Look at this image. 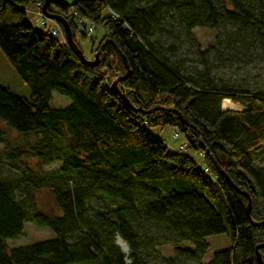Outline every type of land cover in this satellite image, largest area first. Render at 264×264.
I'll use <instances>...</instances> for the list:
<instances>
[{
    "label": "trees",
    "instance_id": "trees-1",
    "mask_svg": "<svg viewBox=\"0 0 264 264\" xmlns=\"http://www.w3.org/2000/svg\"><path fill=\"white\" fill-rule=\"evenodd\" d=\"M38 1L46 0H0V50L31 91L25 97L0 83V121L21 134L12 139L0 124V264H260L264 225L250 222L248 198L207 152L212 175L152 128L178 129L193 153L204 150L201 138L250 194L252 219L264 220V167L254 159L264 144V91L234 89L210 67L212 54L245 62L264 55V0H50L48 11L68 19L75 40L88 37L81 18L104 28L95 67L71 50L61 24L59 38L28 20L27 5ZM196 28L217 32L191 57L184 44L197 41ZM124 57L131 75L121 79ZM115 81L132 106L112 89ZM53 92L71 104L52 107ZM228 97L245 107L223 111ZM155 107L165 109L147 112ZM6 161L19 166L16 178H2ZM54 162L61 165L45 170ZM43 190L59 213L40 209L36 193ZM28 221L55 237L9 248ZM218 234L227 245L208 253L221 248L210 238ZM259 251L264 262V247Z\"/></svg>",
    "mask_w": 264,
    "mask_h": 264
},
{
    "label": "rangeland",
    "instance_id": "rangeland-1",
    "mask_svg": "<svg viewBox=\"0 0 264 264\" xmlns=\"http://www.w3.org/2000/svg\"><path fill=\"white\" fill-rule=\"evenodd\" d=\"M66 2L71 3L73 0H66ZM27 10V18L31 21L36 28L42 29L43 31H51L53 28H59L60 24L55 20L49 19L47 26L38 24L35 21L37 13V5L36 2H31L26 7ZM14 15L13 12L9 11L7 18H12ZM10 20V19H9ZM13 20L11 19L10 22ZM82 29V28H81ZM85 31V28L82 29ZM86 32V31H85ZM215 29L209 28H196L194 30L195 37L197 41L195 42H188L184 44V51L190 54L191 57H196V50L197 47H201L202 49L208 48L210 44L213 43L216 35ZM87 33V32H86ZM105 34V30L103 27H98L95 29L94 33L92 34L94 37V43L91 41L92 35L88 34L87 38L81 37L80 33L76 35V40L80 44L84 55L88 59L94 58V50L99 45V42L103 35ZM57 37L62 38L64 37L62 33L58 34ZM0 80L1 78L10 77L12 70L10 69L9 65L4 62V54L0 52ZM3 57V58H2ZM210 67H211V76L219 81L228 84L229 86L233 87L234 89H246L251 92L257 91H264V55L262 52H258L256 54L255 59L251 62H245L240 60H230L229 56L226 55L222 60L216 58L215 55H210ZM198 67H202V63L198 64ZM237 93V92H233ZM18 94L23 95L25 97H29L31 91L29 87H27V91H21L18 89ZM228 100L235 103L232 98L228 97ZM72 102V99L66 95L59 94L58 92H53V98L51 101V106L55 108H66ZM237 107L235 109H224L221 105L223 111L228 110H241L245 106L241 103H236ZM1 126L9 133V136L12 139H18L21 135L17 130L11 129L6 125L5 122L0 121ZM172 127H155L152 128V132L161 137L165 143L170 147L171 150L179 151V152H186L193 156V158H199L198 153H193L190 149H187V139L182 134L178 139L173 138L172 136ZM181 145H185V148L181 151ZM5 149V144L0 143V151ZM254 159L257 160L256 164L264 167V144L261 146L260 150L254 154ZM28 162V165H32L34 160L25 159ZM61 165L60 162H54L45 166V170H51L58 168ZM19 175V166L12 164L10 162H5L2 168V178H16ZM36 197L38 200V204L40 209L48 213H59V211L55 208L52 197L49 191L43 190L38 191L36 193ZM219 211L225 216L224 210L218 207ZM151 232L154 235H163V232L158 227H153ZM55 237V233L49 227H39L33 221L25 222L24 231L23 233L16 237L7 240V244L9 248H15L20 246L31 245L33 243L52 239ZM223 237V234L213 235L210 238H213L212 245L221 247L227 245V239ZM221 238V239H220ZM117 244L120 245L122 250L126 253H130V248L128 244L121 238H117ZM214 247L209 249L208 253L211 252L213 254L215 251L223 249ZM203 258L202 260H204ZM151 264H163L159 259H154ZM179 264H197L194 259L191 258H182Z\"/></svg>",
    "mask_w": 264,
    "mask_h": 264
},
{
    "label": "water",
    "instance_id": "water-1",
    "mask_svg": "<svg viewBox=\"0 0 264 264\" xmlns=\"http://www.w3.org/2000/svg\"><path fill=\"white\" fill-rule=\"evenodd\" d=\"M50 0H46L43 4V12L45 14L46 17H48L49 19H52V20H55L56 22H58L59 24H61L64 28V32H65V35H66V41H67V44L69 45V47L71 48V50L76 54V56L79 57V59L82 61V63L86 66H90V67H95L97 66L99 63H100V52H101V49L98 50L95 55H94V58L93 59H88L86 58V56L84 55V52L82 51V49L79 47L78 43L76 42L75 38H74V35H73V31H72V28H71V25L68 21L67 18H65L64 16L62 15H59V14H51L48 9H47V6L49 4ZM108 42H112V40H108V41H105L102 45V47H104V45H106ZM125 58V57H124ZM125 62H126V67H127V73L121 77V79H126L128 76L131 75V67L127 61V59L125 58ZM112 89L114 91H116L120 97L130 106H132L130 100L128 99L126 93H123L122 90L120 89V87L118 86V81H115L114 84L112 85ZM165 109L164 107H155V108H152L150 110H148L147 112L150 113V112H153L157 109ZM141 110V109H139ZM172 110V109H170ZM175 112H177L179 114V116L181 117V119L184 121V117L182 115L181 112L177 111V110H174ZM189 126L197 129L195 126L191 125L188 123ZM199 142H200V145L201 147L205 150V152H207L210 157L212 158L213 160V163L215 165V167L217 168V171L219 174H221L222 176L226 177L229 182L233 185V187L240 193H242L243 195H245L247 198H248V205H247V215L250 219V222L255 225V226H259V225H264V220L263 221H254L251 217V209H252V198L250 196V194L245 191V190H242L241 188H239L235 183L234 181L230 178V176L228 175V173H226V171L222 168V166L218 163V161L216 160V158L214 157V155H212V153L210 152L209 149L206 148V146L204 145L202 139L200 138L199 139ZM264 247V243H261L257 246L256 250H257V256L260 260V264H264L263 262V259H262V254L261 252L259 251L260 248H263Z\"/></svg>",
    "mask_w": 264,
    "mask_h": 264
},
{
    "label": "built area",
    "instance_id": "built-area-1",
    "mask_svg": "<svg viewBox=\"0 0 264 264\" xmlns=\"http://www.w3.org/2000/svg\"><path fill=\"white\" fill-rule=\"evenodd\" d=\"M36 5H37V13H35V15H36L35 21L38 24L47 26L49 18L46 17L44 12H43V3L38 1V2H36ZM77 25H78V27H80L82 29L85 28V31L89 35H92L96 29L95 24L88 22V20H86L84 18L79 19ZM50 32L56 36L60 33H62V35H64V32L62 31V28L60 26H59V28H53ZM171 132H172L173 138H175V139H178L180 137V135H182L181 132L176 128H172ZM184 148H185V145H181L180 150L182 151ZM205 154H206L205 150H201L198 154L199 158H196V159L194 158V159L198 162V164L202 167V169H204L205 172L212 175V171H211L210 167L205 162H203V158L205 157Z\"/></svg>",
    "mask_w": 264,
    "mask_h": 264
},
{
    "label": "crops",
    "instance_id": "crops-1",
    "mask_svg": "<svg viewBox=\"0 0 264 264\" xmlns=\"http://www.w3.org/2000/svg\"><path fill=\"white\" fill-rule=\"evenodd\" d=\"M0 52L2 51L0 50ZM2 54L4 53L2 52ZM2 56H4L5 58L4 62H6L9 65L10 69L12 70V73L9 78L8 77L1 78L0 83L9 87L11 90H13L16 93H18V89H20L21 91H27L28 86L21 80V78L19 77V75L17 74L16 70L14 69L10 61L7 59V57L5 55Z\"/></svg>",
    "mask_w": 264,
    "mask_h": 264
},
{
    "label": "bare ground",
    "instance_id": "bare-ground-1",
    "mask_svg": "<svg viewBox=\"0 0 264 264\" xmlns=\"http://www.w3.org/2000/svg\"><path fill=\"white\" fill-rule=\"evenodd\" d=\"M224 109H235L237 107L236 103H233L232 101L225 99L222 104Z\"/></svg>",
    "mask_w": 264,
    "mask_h": 264
}]
</instances>
